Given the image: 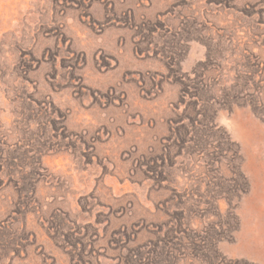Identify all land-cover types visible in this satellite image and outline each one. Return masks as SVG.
Returning <instances> with one entry per match:
<instances>
[{"label":"rangeland","instance_id":"rangeland-1","mask_svg":"<svg viewBox=\"0 0 264 264\" xmlns=\"http://www.w3.org/2000/svg\"><path fill=\"white\" fill-rule=\"evenodd\" d=\"M0 264H264V0H0Z\"/></svg>","mask_w":264,"mask_h":264}]
</instances>
